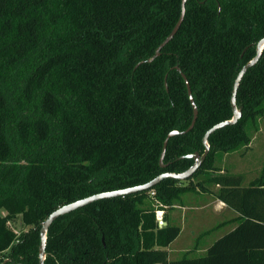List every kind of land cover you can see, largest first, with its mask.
<instances>
[{"label":"trees","instance_id":"trees-1","mask_svg":"<svg viewBox=\"0 0 264 264\" xmlns=\"http://www.w3.org/2000/svg\"><path fill=\"white\" fill-rule=\"evenodd\" d=\"M186 7L175 36L148 61L182 0H0V264H39L40 223L51 212L186 170L194 159L185 156L204 152L206 131L232 118L235 79L264 37V0ZM182 73L199 109L189 131L194 113ZM237 104L242 116L210 135V152L191 177L57 218L45 264H264V178L244 184L217 165L259 130L264 50L241 80ZM173 130L184 133L169 139L161 166ZM188 191L212 193L237 212L215 228L237 225L205 252L171 259L181 228L167 210Z\"/></svg>","mask_w":264,"mask_h":264},{"label":"water","instance_id":"water-1","mask_svg":"<svg viewBox=\"0 0 264 264\" xmlns=\"http://www.w3.org/2000/svg\"><path fill=\"white\" fill-rule=\"evenodd\" d=\"M186 3H187V0H182V10H181V14H180V17H179L176 25L174 26V28L172 29L170 34L164 39V41L157 47L155 54L152 57H150L148 59V61H152L153 59L158 57L161 54L162 48L175 36L177 31L179 30L180 26L182 25V23L184 21L185 15H186V9H187ZM263 50H264V37L261 38L256 44V54L242 66V68L240 69V71H239V73L235 79L233 91H232V96H231V105H232V110H233L232 118L227 119V120H223V121L215 124L214 126H212L211 128H209L206 131L205 135L203 136V143L205 145L204 152L200 153L199 151H196L194 153H190V154H187L185 156V157H189V158L194 159V163L189 168H187L186 170L181 171V172L166 171V172L159 174L158 176H156L155 178H153L152 180H150L149 182L144 183V184H140V185L124 188V189L99 192V193H96V194H93V195H90V196H87V197H84V198L75 200L73 202L59 206L57 209H55L53 212H51L40 223L39 264H45L48 231H49V228L52 225V223L57 218H59L60 216L68 214V213H70V212H72V211H74L80 207H83V206L90 204V203H92L96 200H99V199L123 196L126 194L136 193L139 191L150 189L166 178L185 180V179L191 177L201 167V165L204 163V161L206 160V158L210 152V143H209L210 135L213 132H215L217 129L223 128L227 125L237 123V121L242 116V108L240 106H238V104H237V91H238V88L240 86L241 80L244 77V75L246 74V72L249 70V68L253 67L260 60V58L263 54ZM177 69L181 70L180 67H177ZM182 75L185 79V82H186V85L188 88L189 99L191 101V104L193 107V113H194L191 125L188 127L187 130H185V131H189L194 127V125L196 123L198 113H199V109H198V106H197L196 101L194 99L188 78L184 73H182ZM166 86H168L167 82H166ZM180 133H184V132H180L179 130H173L168 134V136L164 142L163 151H162V154L160 157L161 166H165L164 157L166 154V149H167L169 139L172 136L178 135ZM182 157H184V156H182ZM166 224H167V222L164 220H162V222L160 223L161 226L166 225ZM2 264H14V263H8V259H6V260H4V262Z\"/></svg>","mask_w":264,"mask_h":264},{"label":"crops","instance_id":"crops-1","mask_svg":"<svg viewBox=\"0 0 264 264\" xmlns=\"http://www.w3.org/2000/svg\"><path fill=\"white\" fill-rule=\"evenodd\" d=\"M259 127H260L259 130L255 132L254 137H252L251 142L248 145V149L250 148L249 152L253 150V155H252L253 157H251V160H248L247 156L250 154L249 152H247L248 154H245L242 159H234V161H232L231 159L229 160L228 158L230 157V155L225 154L224 156H222V159L219 161L220 162L219 164L222 165L223 163L224 165V167H222L223 168L222 172L227 166L228 171L242 175L244 184H248L251 181L259 178H264V159L262 160L260 159L261 161L257 159L258 156L264 155V125L260 124ZM259 137L263 140L258 141ZM226 161L230 165L228 164L225 165ZM252 161L254 162L253 164ZM187 193L188 195L186 196ZM184 195L186 196V198H184ZM169 208L172 209V211L174 212L172 213V216H170L171 211L170 209L167 210V216L169 221L170 222L173 221L172 223H175L180 226L182 220L189 219V223H190L189 226H192L189 228L190 231H192V229L195 228L197 225L198 226L202 225L204 221H207L208 219L214 217L217 219L221 218L219 222H215L213 225H211V228L205 229L202 232L200 230L196 231V233L194 234V239L192 241V244L189 247L182 249L179 246L173 247L170 245L169 255H172V249L176 248L174 250L177 251V253L175 254L176 257L171 259H175L178 256H180L182 253L189 250H191L194 253L205 252L208 246L211 245L216 240V239L205 240V237H207L208 233L211 234L213 231L221 227H227L224 231H222L223 233L227 229L230 230L237 225L236 222H229L227 224L215 228L217 225L222 224L224 221L234 219L238 214L234 209L229 207L224 201L220 200L214 194L209 192L188 191L183 194L181 201L174 203ZM180 228H181V232L178 237H180L184 227L181 225ZM207 230H209V232L204 233ZM203 233L204 235L200 237V235ZM222 233L219 232L220 236ZM191 234L193 236V233ZM177 238L175 239L176 241L174 240L175 243L178 242L179 238L178 239Z\"/></svg>","mask_w":264,"mask_h":264},{"label":"rangeland","instance_id":"rangeland-1","mask_svg":"<svg viewBox=\"0 0 264 264\" xmlns=\"http://www.w3.org/2000/svg\"><path fill=\"white\" fill-rule=\"evenodd\" d=\"M260 124H262V125H264V117H262L260 120H259V126H260ZM260 128V127H259ZM257 132V131H256ZM251 134H253V136L252 137H254V135H255V132L254 133H252L251 132ZM261 140H263V139H261L260 137L258 138V141H261ZM261 143V142H260ZM259 143V144H260ZM250 144V143H249ZM254 144V143H253ZM249 150H250V148L248 149V145L247 146H243V147H241V148H238V149H235V150H232V151H230V152H226L225 154H228V155H230V157H228L229 158V160L231 159L232 161H234V159H242L243 158V156L245 155V154H248L247 152H249ZM224 154V155H225ZM249 154L250 155H248L247 156V158H248V160H251V157H253L252 155H253V150L251 151V152H249ZM223 155V156H224ZM256 156V155H255ZM257 159H259V161H261L262 159H264V155L263 156H258L257 157ZM261 159V160H260ZM228 160V161H229ZM220 163V162H219ZM218 162H217V165L218 166H220V168H221V170L219 171V172H222V167H224V165H223V163H222V165L221 164H219ZM254 162L252 161V164H253ZM226 164H228L227 163V161L225 162V165ZM214 165H216V163L214 164ZM228 165H230V164H228ZM232 165V164H231ZM207 170V169H206ZM256 171V170H255ZM224 173L225 172H227V173H229L230 171H228V167L226 166V168L224 169V171H223ZM230 173H234V172H230ZM235 174H238V173H235ZM197 180V179H196ZM191 194H192V192H191ZM188 195V193L186 194V196ZM186 196L184 195V198H186ZM197 203H199V202H197ZM170 209V208H169ZM170 211H171V213H170V216H172V213H174L173 211H172V209H170ZM180 211V210H179ZM5 213V212H4ZM220 219L221 218H211V219H208L207 221H204V223L202 224V225H200V226H196L195 228H193L192 229V231H190V227H192V226H189L190 225V223H189V219L187 220H182V222L180 223V226L182 225L184 228H183V231H182V233H181V235H180V237H178L177 239H178V242L177 243H175V241L172 243V244H170L171 246H173V247H175V246H179L180 248H182V249H184V248H187V247H189L191 244H192V241H193V239H194V234L196 233V231H198V230H200L201 232L203 231V230H205V229H208V228H211V225H213L215 222H219L220 221ZM173 222V221H172ZM17 223V224H16ZM19 222L18 221H16V222H11L10 223V225L12 226V227H15V228H19V224H18ZM179 224V223H178ZM227 227H221V228H219V229H217V230H215V231H213L211 234L210 233H208L209 232V230H207L206 232H204V233H208L207 234V237H205V240H215V239H217L219 236H220V234H219V232L220 233H222V231H224L225 229H226ZM228 231V229L225 231V232H223V233H226ZM191 233H193V236H192V234ZM204 233L203 234H201L200 235V237L201 236H203L204 235ZM222 233V234H223ZM221 234V235H222ZM170 248V247H169ZM174 249H176V248H174ZM174 249H172V255H169V256H171L170 258H174V257H176L175 256V254L177 253V251H175ZM191 253H193V254H196V252L194 253V252H192L191 250H189ZM199 252H201V251H199ZM178 257H180V256H178ZM177 257V258H178Z\"/></svg>","mask_w":264,"mask_h":264},{"label":"built area","instance_id":"built-area-1","mask_svg":"<svg viewBox=\"0 0 264 264\" xmlns=\"http://www.w3.org/2000/svg\"><path fill=\"white\" fill-rule=\"evenodd\" d=\"M152 194H154V191H152ZM164 215H165V210L164 209L158 208L156 210V218H157L159 223H161L162 220H164Z\"/></svg>","mask_w":264,"mask_h":264}]
</instances>
